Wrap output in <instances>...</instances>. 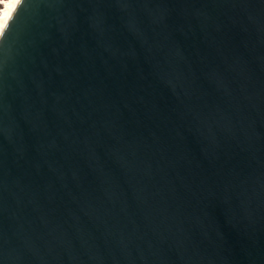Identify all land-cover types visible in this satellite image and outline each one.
<instances>
[{
    "label": "water",
    "instance_id": "obj_1",
    "mask_svg": "<svg viewBox=\"0 0 264 264\" xmlns=\"http://www.w3.org/2000/svg\"><path fill=\"white\" fill-rule=\"evenodd\" d=\"M0 264H264V0H21Z\"/></svg>",
    "mask_w": 264,
    "mask_h": 264
},
{
    "label": "bare ground",
    "instance_id": "obj_2",
    "mask_svg": "<svg viewBox=\"0 0 264 264\" xmlns=\"http://www.w3.org/2000/svg\"><path fill=\"white\" fill-rule=\"evenodd\" d=\"M13 2H14V0H0V4H1V8H0V23H4V17L9 11V5H11ZM18 5L16 6V8L18 7ZM14 12L12 13V15L14 14ZM12 15H11V17H12ZM11 17L9 18L8 23H9ZM6 26L4 27V29L6 28ZM4 29H3V31H4ZM1 35L2 34H0V37H1Z\"/></svg>",
    "mask_w": 264,
    "mask_h": 264
},
{
    "label": "snow or ice",
    "instance_id": "obj_3",
    "mask_svg": "<svg viewBox=\"0 0 264 264\" xmlns=\"http://www.w3.org/2000/svg\"><path fill=\"white\" fill-rule=\"evenodd\" d=\"M20 3V0H14V2L11 4L12 8L7 14V18L4 17V23L3 27L0 28V34H2L4 27L7 25L9 18L11 17L12 13L16 10V6Z\"/></svg>",
    "mask_w": 264,
    "mask_h": 264
},
{
    "label": "clouds",
    "instance_id": "obj_4",
    "mask_svg": "<svg viewBox=\"0 0 264 264\" xmlns=\"http://www.w3.org/2000/svg\"><path fill=\"white\" fill-rule=\"evenodd\" d=\"M11 8H12V5H9V11L11 10ZM8 11V12H9ZM8 14V13H7ZM7 14L5 15V18H7ZM3 27V23H0V28H2Z\"/></svg>",
    "mask_w": 264,
    "mask_h": 264
},
{
    "label": "rangeland",
    "instance_id": "obj_5",
    "mask_svg": "<svg viewBox=\"0 0 264 264\" xmlns=\"http://www.w3.org/2000/svg\"><path fill=\"white\" fill-rule=\"evenodd\" d=\"M0 8H1V5H0Z\"/></svg>",
    "mask_w": 264,
    "mask_h": 264
},
{
    "label": "built area",
    "instance_id": "obj_6",
    "mask_svg": "<svg viewBox=\"0 0 264 264\" xmlns=\"http://www.w3.org/2000/svg\"><path fill=\"white\" fill-rule=\"evenodd\" d=\"M1 5V4H0Z\"/></svg>",
    "mask_w": 264,
    "mask_h": 264
}]
</instances>
